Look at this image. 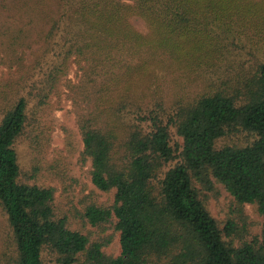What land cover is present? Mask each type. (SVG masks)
<instances>
[{"label": "trees", "instance_id": "trees-1", "mask_svg": "<svg viewBox=\"0 0 264 264\" xmlns=\"http://www.w3.org/2000/svg\"><path fill=\"white\" fill-rule=\"evenodd\" d=\"M0 64L13 241L0 264H264V0H0ZM69 68L79 155L91 184L112 190L80 215L109 222L114 255L55 214L50 186L19 177L15 141ZM213 182L255 204L259 238L234 243L233 223L219 226L202 191Z\"/></svg>", "mask_w": 264, "mask_h": 264}, {"label": "rangeland", "instance_id": "rangeland-1", "mask_svg": "<svg viewBox=\"0 0 264 264\" xmlns=\"http://www.w3.org/2000/svg\"><path fill=\"white\" fill-rule=\"evenodd\" d=\"M137 28H142L138 18H130ZM0 64V76L3 71ZM15 73L13 72V75ZM164 71L152 72V81L160 80ZM72 68L60 78L46 102L31 107L28 123L23 133L15 141L19 177L28 183L50 186L53 191V206L56 215L64 216L71 228L78 229L89 239L104 240V252L118 253L117 234L109 222L105 225H90L80 215L87 203L108 205L112 200V190L101 191L89 180V160L81 159L80 137L75 127V119L69 99L64 90V79L72 78ZM5 76V75H3ZM0 77V80L4 79ZM163 78V77H162ZM171 139L176 143L180 138L170 129ZM242 133L232 134L235 139ZM204 191L205 204L219 226L226 220L233 223L230 238L234 243L244 239L259 238L261 214L254 203L244 202L238 206L232 196L218 182H213L211 190ZM13 252V241L0 209V262ZM50 262L49 255H45ZM52 264V262H51ZM72 264H87L81 257Z\"/></svg>", "mask_w": 264, "mask_h": 264}]
</instances>
